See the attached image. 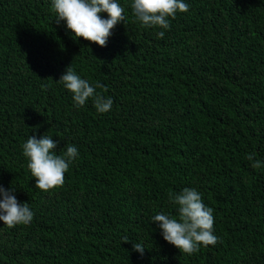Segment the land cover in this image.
<instances>
[{
	"label": "trees",
	"instance_id": "1",
	"mask_svg": "<svg viewBox=\"0 0 264 264\" xmlns=\"http://www.w3.org/2000/svg\"><path fill=\"white\" fill-rule=\"evenodd\" d=\"M117 2L125 20L102 47L57 23L52 0H0V185L34 213L0 221V264H264V167L246 158L264 163V0H184L169 29ZM69 65L106 86L110 111L76 106L58 81ZM42 135L79 152L47 192L22 148ZM185 187L218 237L191 255L152 221L178 214L169 194Z\"/></svg>",
	"mask_w": 264,
	"mask_h": 264
},
{
	"label": "clouds",
	"instance_id": "2",
	"mask_svg": "<svg viewBox=\"0 0 264 264\" xmlns=\"http://www.w3.org/2000/svg\"><path fill=\"white\" fill-rule=\"evenodd\" d=\"M132 8L137 19L143 26H159L169 29V17L174 18L177 11L187 12L189 5L184 0H133ZM52 9L57 14V23L66 21L67 28L75 38L106 46L111 30L115 25L124 21V8L117 0H52ZM106 12L108 18H102L100 13ZM164 31L157 33L163 38ZM67 90L73 93V100L77 107L85 105L89 98L99 113L110 111L113 100L97 93V88L107 91L105 85L97 82L90 86L69 65L58 80ZM23 154L28 159V168L32 177H35V186L45 192L62 187L65 183V173L70 164L79 155L75 145H67L62 155L56 154L57 141L50 136L42 135L39 139L29 136L22 145ZM255 152L246 155L252 162L254 169L264 167L260 160H254ZM15 189H5L0 185V221L9 228L16 225H27L33 219L34 213L29 205L20 203L13 194ZM169 200L177 207V215L157 213L152 217L162 229L163 238L177 247L180 252L191 255L200 250L201 246L215 245L218 237L213 234L214 209L206 206L201 195L194 188L185 187L179 193L169 194ZM128 241L127 237L123 238ZM134 250L141 255L144 246L141 243L133 244Z\"/></svg>",
	"mask_w": 264,
	"mask_h": 264
}]
</instances>
